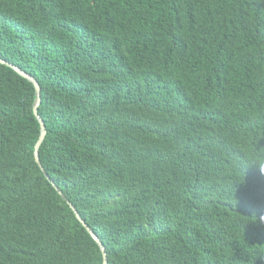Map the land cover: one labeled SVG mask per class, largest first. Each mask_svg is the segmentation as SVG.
Masks as SVG:
<instances>
[{"label": "trees", "instance_id": "obj_1", "mask_svg": "<svg viewBox=\"0 0 264 264\" xmlns=\"http://www.w3.org/2000/svg\"><path fill=\"white\" fill-rule=\"evenodd\" d=\"M0 58L107 264H264V0H0ZM35 99L0 63V264H103Z\"/></svg>", "mask_w": 264, "mask_h": 264}, {"label": "water", "instance_id": "obj_2", "mask_svg": "<svg viewBox=\"0 0 264 264\" xmlns=\"http://www.w3.org/2000/svg\"><path fill=\"white\" fill-rule=\"evenodd\" d=\"M0 63L5 64L9 67H11L15 72H17L19 75H21L22 77L28 79L34 86L35 89V94H36V99H35V103L33 105V113L36 116L39 125H40V134L39 137L34 145V159L36 161V163L38 164L39 168L41 169V171L44 173L46 179L52 184V186L55 188V190L58 192L59 195L62 196L63 199H66V197L63 195V192L61 191V189L56 185V183L51 179V177L45 172V169L41 163L40 160V156H39V148L45 138L46 135V127H45V123L43 121V119L41 118V116L38 113V106L40 105L41 102V92H40V85L37 81V79L32 76L31 74L25 72L24 70H22L20 67L16 66L13 63H10L2 58H0ZM66 202L68 203L69 207L72 209V211L75 213L76 218L80 221V223L85 227V229L87 230V232L91 235V237L96 241V243L99 245L100 250L102 252V259H103V264H107L108 260H107V253L105 251V247L102 243V241L100 240V238L93 232V230L89 227V225L85 222V220L82 218V216L79 214V212L76 210V208L74 207V205L66 199Z\"/></svg>", "mask_w": 264, "mask_h": 264}]
</instances>
